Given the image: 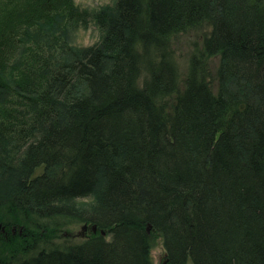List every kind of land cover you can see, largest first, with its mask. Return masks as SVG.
Instances as JSON below:
<instances>
[{"label": "trees", "instance_id": "1", "mask_svg": "<svg viewBox=\"0 0 264 264\" xmlns=\"http://www.w3.org/2000/svg\"><path fill=\"white\" fill-rule=\"evenodd\" d=\"M0 225V264H264V0H0Z\"/></svg>", "mask_w": 264, "mask_h": 264}, {"label": "rangeland", "instance_id": "2", "mask_svg": "<svg viewBox=\"0 0 264 264\" xmlns=\"http://www.w3.org/2000/svg\"><path fill=\"white\" fill-rule=\"evenodd\" d=\"M73 3L80 11L88 12V14L92 15L96 12L111 10L114 7L115 0H73ZM66 27L65 34L69 39L70 45L75 49L90 47L98 44L102 39V30L97 26L93 18L91 19V17H88L86 21L79 23L75 28L72 24H68ZM210 31L211 28L205 27L197 30H190L187 33L180 34L173 38L169 52H172V58L178 67L179 80L181 82L189 75L191 58L197 54V52L204 49V39L206 34H209ZM220 59V56L208 58L209 66L214 73L219 67L221 62ZM37 173H42V169H39ZM7 182H9V180L3 181L4 185L7 184ZM93 199L94 198L76 200L73 204L78 207L86 208L92 204V201H94ZM82 231L86 232L87 229L84 230V226L82 225H71L64 231V233H62V239L72 240L71 242H81L83 240V238L80 237ZM1 232H5V228H2L0 230V233ZM12 232L13 234H16L17 229L13 228ZM19 233L22 234L23 230L21 229ZM157 236L158 237L155 239V247L152 251L153 264H167V262H165L166 250L164 247V240L160 235ZM71 237L72 239H70ZM108 239H110V237H108ZM188 264L193 263L189 261Z\"/></svg>", "mask_w": 264, "mask_h": 264}, {"label": "water", "instance_id": "3", "mask_svg": "<svg viewBox=\"0 0 264 264\" xmlns=\"http://www.w3.org/2000/svg\"><path fill=\"white\" fill-rule=\"evenodd\" d=\"M2 229V225H0V230ZM87 229V227L86 226H84V230H86ZM148 230L150 231V227L148 228ZM4 231V230H3ZM93 232H97V228L96 227H93ZM102 233V235L103 236H105L106 235V233L104 232V231H102L101 232Z\"/></svg>", "mask_w": 264, "mask_h": 264}]
</instances>
